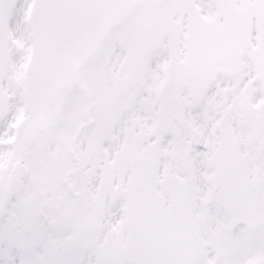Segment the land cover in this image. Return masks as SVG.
I'll return each mask as SVG.
<instances>
[{
    "label": "snow or ice",
    "instance_id": "snow-or-ice-1",
    "mask_svg": "<svg viewBox=\"0 0 264 264\" xmlns=\"http://www.w3.org/2000/svg\"><path fill=\"white\" fill-rule=\"evenodd\" d=\"M0 264H264V0H0Z\"/></svg>",
    "mask_w": 264,
    "mask_h": 264
}]
</instances>
